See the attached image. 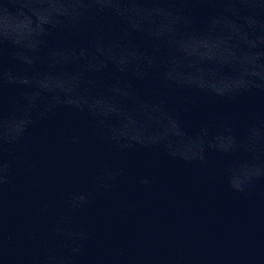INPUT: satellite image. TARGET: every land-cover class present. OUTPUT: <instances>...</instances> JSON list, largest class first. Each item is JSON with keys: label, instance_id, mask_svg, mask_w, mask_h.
Segmentation results:
<instances>
[{"label": "water", "instance_id": "1", "mask_svg": "<svg viewBox=\"0 0 264 264\" xmlns=\"http://www.w3.org/2000/svg\"><path fill=\"white\" fill-rule=\"evenodd\" d=\"M0 264H264V0H0Z\"/></svg>", "mask_w": 264, "mask_h": 264}]
</instances>
